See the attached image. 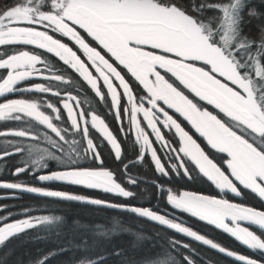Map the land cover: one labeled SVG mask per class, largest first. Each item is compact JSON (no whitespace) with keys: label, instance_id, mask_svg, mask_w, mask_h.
Instances as JSON below:
<instances>
[{"label":"snow or ice","instance_id":"obj_1","mask_svg":"<svg viewBox=\"0 0 264 264\" xmlns=\"http://www.w3.org/2000/svg\"><path fill=\"white\" fill-rule=\"evenodd\" d=\"M249 25L255 27L254 36L245 31ZM46 54H52L56 63ZM171 77L218 112L213 114L189 99L170 82ZM88 90L99 103L108 105L121 138L126 141L131 136L139 148L137 158L123 164L120 179L104 167L100 152L106 143L115 159L122 160L120 139L88 104V96L81 98ZM25 93L31 95L9 98ZM48 96L56 97V102ZM0 98V122H18L0 130V137L13 138L3 141L0 161L26 152L23 166L10 174L29 173L41 184L0 181V188L120 209L239 264H264V210L223 198L229 193L242 197L248 191L264 201V10L253 0H12L0 5ZM169 109L190 122L210 150L226 154L222 163L215 162ZM164 129H175L178 146L166 139ZM148 155L156 172L151 181L155 198L164 200L172 212L52 186H81L135 199L137 193L126 185L140 181L129 167L143 163ZM87 160L96 166H85ZM49 161H55L58 169L52 170ZM193 170L215 185L221 198L176 192L168 186L173 176L193 179ZM7 208L0 205V212ZM176 211L222 229L259 258L238 254L199 234L185 226ZM12 216L11 211L0 216V246L33 229L51 231L57 237L64 229L68 230L65 235L70 234L68 246L42 254L31 264H49L64 252L90 250L92 244L111 243L120 235L132 238L131 251L113 247L96 258L83 255L76 264H109V260L114 264H197L196 249L189 243L173 236L160 244L156 237L120 219L87 225L78 219L69 223L57 215H32L29 209H24L21 219ZM80 233V242L73 248Z\"/></svg>","mask_w":264,"mask_h":264},{"label":"trees","instance_id":"obj_2","mask_svg":"<svg viewBox=\"0 0 264 264\" xmlns=\"http://www.w3.org/2000/svg\"><path fill=\"white\" fill-rule=\"evenodd\" d=\"M11 2L12 0H0V5ZM253 3L256 6L260 7L261 10H264V2H262V0H253ZM209 15H211V13H209ZM245 31L249 32V34L253 36L256 34L254 25H249L248 28L245 29ZM27 47L31 48V46ZM37 51L42 52L43 50ZM46 55L53 63H56V58L49 56V54ZM56 67H60V64H56ZM85 94L90 100L89 104L95 107L96 112L106 120L111 130L114 132L117 138L120 139L123 149V159L120 161L115 159L113 152L111 151L108 144L105 143L100 148L104 167L114 172L117 178L120 179L123 175V164L129 161H134L139 154V148L138 146H135L133 144V138L131 136H129L126 141L121 138L117 123L109 112L108 105L99 103L97 100L94 101V98L91 97V95L87 92H84V95ZM50 97L51 96H48V98ZM81 98L83 99L82 95ZM16 123L18 122H0V130H3L4 128L14 127ZM5 139L13 138L0 137V150H3L5 147V145L3 144V141ZM96 139L98 140L99 138L96 137ZM25 143L27 144L34 142L25 141ZM8 150L11 151L12 149L9 148ZM24 155L25 158L22 156V154H18L10 158H6V160L4 161H0L1 181L11 180L10 177L13 176L10 174L12 172V169L18 166H23V161L28 159L26 152L24 153ZM145 161H150L149 156L145 157L143 163L135 164L129 167V172L137 177L140 181V183L135 186L126 185L129 190L137 193L135 199H125L116 197L109 193H105L101 190L87 189L81 186L59 183L57 186V190L85 195L91 198L111 201L115 203H127L136 206L153 207L154 210L158 209L161 212L165 210L171 212V207L168 206L164 200L155 198V188L152 186V183L149 180L150 178H155L147 176L148 170L146 169V164L144 163ZM83 163L88 167L96 166L91 160L83 161ZM49 165L52 170H57L59 167L55 161H49ZM44 172H47V169L43 170V172H41L40 174ZM192 175L194 178L197 177V174L194 172V170L192 172ZM15 177L24 179L23 181L28 185L41 186L40 182H36L33 176L29 173H22L19 176ZM15 177L13 176V178ZM168 186L172 187L173 189L183 187L191 188V185L188 184V182H186L185 180L183 181V183H180L177 176H175L168 183ZM2 190L3 188H0V191ZM15 193L16 194L14 196H7V198L5 199H0V205L8 206L5 212H0V216L6 215L8 211H11L13 213V220L21 219L23 218L24 209H29L32 215H57L65 217L69 223L73 219H78L79 221L87 225L107 223L111 222L113 219H120L125 223V225H131L134 230H143L145 234L156 237L158 243L160 244L166 243V241L173 236H175L176 239H180L186 243H189L192 248L196 249L197 264H202V262H206L208 260H211L212 264H239V262L235 261L234 258L227 257L224 254L219 253L217 250H212L207 246L200 244L199 242H195L190 238L174 233L172 230L164 229L161 226L156 225L154 222L147 221L143 218H137L132 213L121 212L120 209L103 208L100 206L83 204L75 201H58L53 198L40 197L36 194L21 191ZM250 201V207L256 208L258 210H264V203H262L259 199H256L252 196V198H250ZM175 213L184 222L185 226H190L199 234H203L207 238L213 239L223 247L235 251L238 254H243L253 258H259L251 250L245 249L244 247L239 245L233 237H231L228 233H225L222 229H215L214 225H210L205 221H200L197 217H193L188 213H181L179 211ZM67 232L68 230L64 229L61 235L57 237L51 231L33 229L29 230L27 233L20 234L17 237L10 238L5 242L3 246H0V264H31L32 261H34L38 256L42 254H47L49 251L57 249L61 245L68 246L67 241L70 234L65 235V233ZM80 235H83V233L77 235L76 241L72 245L73 248L75 247V243L80 242ZM84 239L89 240V236H84ZM131 242L132 238L130 236L120 235L114 237L111 240V243L102 242L99 244V246H97L96 244H92L90 250L64 252L63 254L53 257L49 261V264H76V262H78V260L83 255H89L93 258H96L97 253H105L111 251L113 247L131 251ZM89 243L92 242L89 240ZM146 251H148V249L139 252L137 254L138 257L143 256ZM180 251L186 254L185 249L181 248ZM109 264H114V261L109 260Z\"/></svg>","mask_w":264,"mask_h":264},{"label":"flooded vegetation","instance_id":"obj_3","mask_svg":"<svg viewBox=\"0 0 264 264\" xmlns=\"http://www.w3.org/2000/svg\"><path fill=\"white\" fill-rule=\"evenodd\" d=\"M63 39L65 41H67V38H63ZM70 46H71V43H70ZM49 56L53 57L52 54H49ZM169 76H170V74H169ZM33 82H36V83H46V81L41 80V79H35ZM170 82H174V86L178 87V90H181L185 95H187L189 97V99H193L194 102H198V104L200 106H202L204 108H207V110H209V111H212L213 114H216V112H218V110L214 109L213 106L208 105L205 101H200L198 97H194V94L193 93H190V91L188 89L184 88V86L182 84H180L179 81H176L174 77H171ZM54 83H59V82H54ZM60 87L63 89V88L68 87V86L60 85ZM86 92L89 93L91 95V97L94 98V101L97 100V98L94 97V94L90 90H88ZM73 94H76L75 91H73ZM81 95L84 96V92H82ZM28 96H30V94H28V93H25L23 97H21L20 94H10L9 95V98H27ZM49 99H51L53 102H56V100H57V98L54 97V96H51ZM0 102H2V98H0ZM89 103H90V100L88 98V104ZM86 107H87V105H86ZM168 111H169L170 114H174V118L177 119V122L178 123H181V126L186 131H188L189 134L192 135L193 138L196 139L197 142L200 143L201 146L204 147L206 151H208L210 153V156L215 160V162H217L218 164L222 163L223 157L226 156V154H224V153H218L215 150H210L206 146V140L203 137H201L199 133H197L195 131V129L190 124V122H188L179 113H175V110L174 109H169ZM222 115L223 114H221V116ZM164 132H165L166 139H168L174 145L178 146L179 137H178V134H175V129H173L171 132H169L167 129H164ZM22 156L25 158L24 153H22ZM148 156H149L150 161L149 162H146V161L144 162L146 164V169L148 170L147 176H151L153 178H156V172L154 170L153 163L151 161L150 155H148ZM161 158L163 160V155H162ZM190 167H191V165H190ZM14 169L15 168H13L12 171H14ZM194 172L197 174V177H195V178L193 177V179H191V180H189L187 178L177 177L178 180L180 181V183H183V181L185 180L186 182H188V184L191 185V188L190 187H188V188L187 187H185V188L183 187V188H177V189H173V190L176 191V192L189 191V192H194V193H197V194H204V195H209V196H213V197H216V198H221V194L219 192V189H217L215 187V185H213L210 181H207L206 178H202V176L199 175L196 170H194ZM174 177L175 176H173V178ZM10 178H11V180H3V181H8V182H22V183H25L23 181L24 179H19L18 177L13 178V176H11ZM149 180L152 181L154 179H151L150 178ZM36 182H38V181H36ZM52 186L55 189H57L58 183H55ZM18 191L19 190L3 189L2 191H0V196H2V197L14 196L16 194L15 192H18ZM252 196L254 198H256V199H259L255 194H252V193H250L248 191H245V193H244V195L242 197H233V195L229 193L227 196H224L223 198L229 199L231 202H234V203H240V204H243L245 206H249L251 204L250 198H252ZM261 202L264 203V201H261ZM171 212H172V210H171ZM176 212H178V211H176ZM175 215L178 216L176 213H175ZM245 226H248V225H245ZM249 227L251 228V230L256 231V229L254 227H252V226H249ZM214 228L215 229H218L215 226H214ZM237 243L239 245H241L238 241H237ZM242 247H244L245 249H247L246 246H242Z\"/></svg>","mask_w":264,"mask_h":264},{"label":"water","instance_id":"obj_4","mask_svg":"<svg viewBox=\"0 0 264 264\" xmlns=\"http://www.w3.org/2000/svg\"><path fill=\"white\" fill-rule=\"evenodd\" d=\"M201 195H204V194H201ZM207 196H209V195H207Z\"/></svg>","mask_w":264,"mask_h":264}]
</instances>
